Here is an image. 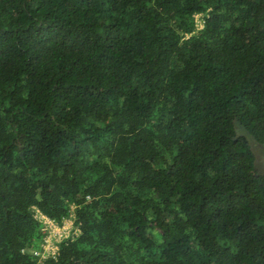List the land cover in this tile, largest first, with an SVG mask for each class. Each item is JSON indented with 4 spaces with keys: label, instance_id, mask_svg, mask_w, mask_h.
Listing matches in <instances>:
<instances>
[{
    "label": "trees",
    "instance_id": "1",
    "mask_svg": "<svg viewBox=\"0 0 264 264\" xmlns=\"http://www.w3.org/2000/svg\"><path fill=\"white\" fill-rule=\"evenodd\" d=\"M263 30L264 0H0V264H264L233 126L264 147Z\"/></svg>",
    "mask_w": 264,
    "mask_h": 264
},
{
    "label": "built area",
    "instance_id": "2",
    "mask_svg": "<svg viewBox=\"0 0 264 264\" xmlns=\"http://www.w3.org/2000/svg\"><path fill=\"white\" fill-rule=\"evenodd\" d=\"M201 27V26H200ZM39 218L44 222L46 225V239L44 243V255L43 257H48L50 255H55L57 252V245L56 243L59 242L62 238H65L69 235L67 234V229L65 227V223L62 226H57L52 221H49L44 216H39Z\"/></svg>",
    "mask_w": 264,
    "mask_h": 264
},
{
    "label": "water",
    "instance_id": "3",
    "mask_svg": "<svg viewBox=\"0 0 264 264\" xmlns=\"http://www.w3.org/2000/svg\"><path fill=\"white\" fill-rule=\"evenodd\" d=\"M264 32V30H263ZM234 126V133L235 137L234 140L238 138H244L246 139L247 143L250 146V150L252 154L254 155V171L257 172L256 176L261 174L260 170V158L264 155V147L256 144L255 138L250 134V132L238 121L234 120L233 122Z\"/></svg>",
    "mask_w": 264,
    "mask_h": 264
},
{
    "label": "rangeland",
    "instance_id": "4",
    "mask_svg": "<svg viewBox=\"0 0 264 264\" xmlns=\"http://www.w3.org/2000/svg\"><path fill=\"white\" fill-rule=\"evenodd\" d=\"M263 173V172H262ZM65 227H66V229H67V234L69 233L70 234V231H71V228H72V223H71V221H66L65 222Z\"/></svg>",
    "mask_w": 264,
    "mask_h": 264
},
{
    "label": "flooded vegetation",
    "instance_id": "5",
    "mask_svg": "<svg viewBox=\"0 0 264 264\" xmlns=\"http://www.w3.org/2000/svg\"><path fill=\"white\" fill-rule=\"evenodd\" d=\"M259 160H260V167L259 168H260L261 172H264V155Z\"/></svg>",
    "mask_w": 264,
    "mask_h": 264
}]
</instances>
